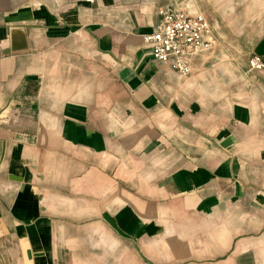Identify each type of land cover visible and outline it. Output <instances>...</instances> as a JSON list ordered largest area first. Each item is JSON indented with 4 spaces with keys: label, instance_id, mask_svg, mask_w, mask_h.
I'll use <instances>...</instances> for the list:
<instances>
[{
    "label": "crops",
    "instance_id": "0c3cea01",
    "mask_svg": "<svg viewBox=\"0 0 264 264\" xmlns=\"http://www.w3.org/2000/svg\"><path fill=\"white\" fill-rule=\"evenodd\" d=\"M193 1L180 76L164 0H0V264H264V0Z\"/></svg>",
    "mask_w": 264,
    "mask_h": 264
},
{
    "label": "built area",
    "instance_id": "2783aa9c",
    "mask_svg": "<svg viewBox=\"0 0 264 264\" xmlns=\"http://www.w3.org/2000/svg\"><path fill=\"white\" fill-rule=\"evenodd\" d=\"M157 15L154 30L141 36L154 60L167 64L180 76H188L196 59L201 63L218 59L214 52L219 41L213 26L195 8L193 0H164L157 8ZM263 69L264 58L249 55L246 72Z\"/></svg>",
    "mask_w": 264,
    "mask_h": 264
},
{
    "label": "water",
    "instance_id": "95a60500",
    "mask_svg": "<svg viewBox=\"0 0 264 264\" xmlns=\"http://www.w3.org/2000/svg\"><path fill=\"white\" fill-rule=\"evenodd\" d=\"M8 34L11 40V50L18 51L27 47L25 33L22 29L8 28ZM30 256V252H27Z\"/></svg>",
    "mask_w": 264,
    "mask_h": 264
},
{
    "label": "rangeland",
    "instance_id": "374dc122",
    "mask_svg": "<svg viewBox=\"0 0 264 264\" xmlns=\"http://www.w3.org/2000/svg\"><path fill=\"white\" fill-rule=\"evenodd\" d=\"M202 12V11H201ZM204 15L206 16V18L211 22V16L210 15H206L205 13H204ZM212 23V22H211ZM247 57V59H248V57L249 56H246ZM209 62V64H211L212 63V61H208Z\"/></svg>",
    "mask_w": 264,
    "mask_h": 264
}]
</instances>
